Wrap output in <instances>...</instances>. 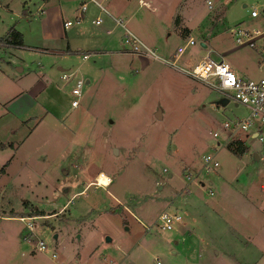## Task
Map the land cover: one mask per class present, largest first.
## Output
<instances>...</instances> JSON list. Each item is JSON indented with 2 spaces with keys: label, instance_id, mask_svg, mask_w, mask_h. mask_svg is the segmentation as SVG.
I'll return each instance as SVG.
<instances>
[{
  "label": "rangeland",
  "instance_id": "rangeland-1",
  "mask_svg": "<svg viewBox=\"0 0 264 264\" xmlns=\"http://www.w3.org/2000/svg\"><path fill=\"white\" fill-rule=\"evenodd\" d=\"M54 1L43 17L42 0H0V38L14 27L23 44L0 48V264H52L53 253L64 264H264V131L238 135L247 151L234 154L222 125L240 108L127 53L122 30L105 36L90 11L78 30L83 0H60L62 12ZM143 1L154 11L130 0L120 20L161 59L191 32L196 45L177 66L191 70L210 54L246 79L264 74L263 57L230 33L254 26L250 9L264 0H211V9L206 0ZM67 41L75 52L60 55ZM79 80L88 83L73 109ZM168 206L182 225L161 231Z\"/></svg>",
  "mask_w": 264,
  "mask_h": 264
},
{
  "label": "built area",
  "instance_id": "built-area-1",
  "mask_svg": "<svg viewBox=\"0 0 264 264\" xmlns=\"http://www.w3.org/2000/svg\"><path fill=\"white\" fill-rule=\"evenodd\" d=\"M86 1L92 2L97 5L103 13L110 17L115 25L122 30V45L123 50L127 53L138 55L148 58L153 61L160 62L164 65L170 66L186 74L191 79L201 82L220 95V98L227 99L229 103L246 110L243 117H236L233 120H226L223 122V129L227 133L224 139V144L230 143L241 134H255L257 137L264 131V76L258 80L245 79L235 74L231 68L224 63L223 59L220 61H213L210 56L198 62L191 70L183 69L177 66V61L180 60L183 53L188 46L196 45L194 37H189L186 45L175 51L171 59H161L154 51L145 47L127 28L126 25L120 20L112 17L99 3L95 0H84L81 5V10L78 18L86 11ZM208 8L211 9V0H206ZM250 18L255 21L254 26H245L244 23L236 25L230 29V33L234 42L238 46H245L257 52L264 59V2L260 5L251 7ZM101 19L93 22L95 25H100ZM70 23H65L64 28H67ZM88 55H83V59L87 60ZM264 62V61H263ZM72 74L63 75L64 80H68ZM86 83L83 80L77 81L75 87L70 91L71 108L75 109L79 106L82 98V90ZM214 139L218 138V134L214 133ZM220 147V144H217ZM204 167L209 169L210 165L214 164L213 157H206L204 159ZM99 186V185H97ZM212 195V192L209 193ZM27 218H20L21 222H25ZM157 223L161 231H174L176 227H181L182 217L177 212L170 211L167 207L164 209L157 218ZM29 231L33 230L31 223L26 224ZM149 229V227H145ZM36 250L44 253L47 247L43 241H38ZM52 264H64L58 260V255L53 253L50 256Z\"/></svg>",
  "mask_w": 264,
  "mask_h": 264
},
{
  "label": "crops",
  "instance_id": "crops-1",
  "mask_svg": "<svg viewBox=\"0 0 264 264\" xmlns=\"http://www.w3.org/2000/svg\"><path fill=\"white\" fill-rule=\"evenodd\" d=\"M24 2H26V0H23ZM43 2L41 3V5H39L36 9V15H38V13H40V16H47L48 15V11L52 9V2H55L54 0H42ZM59 3V9H60V12H62V8L61 5H60V0H57ZM97 3L99 4H105L107 6H109L110 8H112L113 12L115 14H110L112 17L116 18V19H122L121 17H125V15L129 12V7L130 5H128L127 3L130 1V0H119L120 2H122V8H119L120 7V3L117 5V3L115 2V0H95ZM84 2V0H83ZM82 2V3H83ZM113 2V3H112ZM82 3H80L82 5ZM138 3L142 6H145L147 9H152V11H154V9L152 8L151 4H149L150 2H146V1H143V0H138ZM102 6V5H101ZM244 7H246V4L243 5ZM56 8H58V6H55ZM108 13V9H106L104 6H102ZM128 9V10H127ZM69 12L71 13L73 11V8H68ZM90 11V16L92 17L91 18V22H92V25H95L93 24V22L97 19H101L102 22L100 25H103L104 28H103V33L105 34V36H109L111 34H113L115 31H117L118 29H120L117 25H115L114 21L108 17L105 13H103L101 11V9H97L96 7H94V5H91L89 4L87 7H86V14L87 12L89 13ZM79 12V10H78ZM123 13H126V14H123ZM80 14V13H79ZM79 14L75 17V19L78 21L77 24H75L76 26H80V28L78 30L80 31H83L85 29V26L82 25V17L81 18H78L79 17ZM106 15V16H105ZM65 24V23H64ZM64 24H63V28H64ZM100 25H96V26H100ZM68 28V27H67ZM67 28H64L65 32L67 31ZM18 32V31H17ZM193 35H191V32L188 34V38L189 37H192ZM67 39H68V35L66 34ZM211 36L210 34L206 35V37H204L203 41L209 39ZM121 40H122V35H121ZM202 44H204V42H202L200 44V47L203 48V49H208V46H202ZM60 51V55H63V56H67V55H71L73 54L75 51H74V48H72V46L70 45V42L68 43V41L66 42V45H65V48L64 49H60L58 50ZM65 51H69L68 53H65ZM96 51V50H95ZM97 51H100V50H97ZM177 51V50H176ZM94 52V51H93ZM174 53V52H173ZM210 56V54H208ZM89 59V58H88ZM87 59V60H88ZM231 68V66H230ZM233 68H231L232 70ZM59 70H61V68H59ZM62 71V70H61ZM233 71V70H232ZM234 72V71H233ZM235 73V72H234ZM236 74V73H235ZM238 76L242 77L241 75L237 74ZM264 74L261 76L263 77ZM260 77V78H261ZM242 78H245V77H242ZM258 78V79H260ZM246 79V78H245ZM258 79H251V80H258ZM88 83V81H86V84ZM236 108L238 109L239 111V108L241 109L240 110V116H244L246 114V110L241 108V107H237ZM236 118V117H235ZM248 135V134H246ZM250 135H248L249 137ZM251 137L252 138H257V136L255 134H251ZM239 139V138H238ZM238 141H241L240 139ZM244 144V143H243ZM247 148V147H246ZM12 158L8 161V164L11 162ZM6 172V170H5ZM4 172V173H5ZM5 175V174H4ZM169 207V206H168Z\"/></svg>",
  "mask_w": 264,
  "mask_h": 264
},
{
  "label": "trees",
  "instance_id": "trees-1",
  "mask_svg": "<svg viewBox=\"0 0 264 264\" xmlns=\"http://www.w3.org/2000/svg\"><path fill=\"white\" fill-rule=\"evenodd\" d=\"M2 47H15L20 48L23 47L21 34L15 30L14 27H11L8 30V33L5 37L0 38V48ZM69 51H65V53H68ZM227 148L232 151L236 155H242L247 151V148L244 147L243 143L238 140H234L230 142L227 145ZM37 216L41 215L39 213H36Z\"/></svg>",
  "mask_w": 264,
  "mask_h": 264
},
{
  "label": "water",
  "instance_id": "water-1",
  "mask_svg": "<svg viewBox=\"0 0 264 264\" xmlns=\"http://www.w3.org/2000/svg\"><path fill=\"white\" fill-rule=\"evenodd\" d=\"M202 46H205L204 44H202ZM229 101L227 99H224V98H220L218 101H217V104L221 107H225L226 105H228ZM127 230V229H126ZM106 241L107 242H110V239L109 238H106Z\"/></svg>",
  "mask_w": 264,
  "mask_h": 264
}]
</instances>
